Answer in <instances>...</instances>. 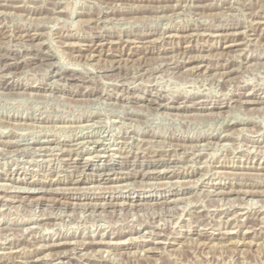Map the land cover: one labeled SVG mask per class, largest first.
<instances>
[{"label":"rangeland","instance_id":"374dc122","mask_svg":"<svg viewBox=\"0 0 264 264\" xmlns=\"http://www.w3.org/2000/svg\"><path fill=\"white\" fill-rule=\"evenodd\" d=\"M0 186V264H264V0H0Z\"/></svg>","mask_w":264,"mask_h":264},{"label":"bare ground","instance_id":"6f19581e","mask_svg":"<svg viewBox=\"0 0 264 264\" xmlns=\"http://www.w3.org/2000/svg\"><path fill=\"white\" fill-rule=\"evenodd\" d=\"M262 22V21H261ZM234 26H237V25H234ZM229 27V26H228ZM233 27V26H232ZM192 30V29H191ZM223 30V29H222ZM236 32V31H235ZM212 33V32H211ZM249 33V32H248ZM254 33V32H253ZM174 34V33H173ZM190 34V33H189ZM188 34V35H189ZM30 35V34H29ZM170 35V34H169ZM214 35V34H213ZM177 36V35H176ZM248 37V36H247ZM107 38V37H106ZM141 38V37H140ZM133 40V39H132ZM135 41V40H134ZM152 41V40H151ZM115 42V41H114ZM187 42V41H186ZM84 45V44H83ZM87 47V46H86ZM222 52H223V50H222ZM221 52V53H222ZM120 54V53H119ZM203 55V54H202ZM223 56V55H222ZM92 57V56H91ZM192 57V56H191ZM17 60V59H16ZM185 62V61H184ZM246 62V61H245ZM15 64V63H14ZM199 71V70H198ZM220 72V71H219ZM228 72V71H227ZM226 74V73H225ZM25 89V88H24ZM259 91V90H258ZM245 95H247V94H245ZM152 96V95H151ZM141 98V97H140ZM143 98V97H142ZM155 100V99H154ZM204 100V99H203ZM255 101V100H254ZM158 102V101H157ZM183 102V101H182ZM210 102V101H209ZM237 102V101H236ZM258 102V101H257ZM260 102V101H259ZM223 103V102H222ZM168 105V104H167ZM177 108V107H176ZM263 109V108H262ZM256 110V109H255ZM250 115V114H249ZM55 118V117H54ZM58 118V117H57ZM88 122V121H87ZM240 123H241V121H240ZM245 123V122H244ZM249 123V122H248ZM247 123V124H248ZM85 125H88V124H85ZM81 126V125H80ZM92 126V125H91ZM77 127V126H76ZM83 127V126H82ZM85 127V126H84ZM259 127V126H258ZM88 128V127H87ZM93 128V127H92ZM74 129V128H73ZM86 129V128H85ZM72 131V130H71ZM262 131V130H261ZM119 133V132H118ZM134 133V132H133ZM79 134V133H78ZM48 135V134H47ZM80 135V134H79ZM93 135V134H92ZM218 135V134H217ZM216 135V136H217ZM45 136V135H44ZM99 136H101V135H99ZM215 136V137H216ZM7 137V136H6ZM71 137V136H70ZM152 137V136H151ZM210 137V136H209ZM41 139V138H40ZM75 139V138H74ZM18 140V139H17ZM46 140V139H45ZM91 140V139H90ZM98 140V139H97ZM119 140V139H118ZM140 140V139H139ZM210 140V139H209ZM7 141V140H6ZM93 141V140H92ZM122 141V140H121ZM124 141V140H123ZM156 141H158V140H156ZM197 141V140H196ZM83 142V141H82ZM89 142V141H88ZM98 142V141H97ZM163 142V141H162ZM84 143V142H83ZM161 143V142H160ZM7 144V143H6ZM75 144V143H74ZM101 144V143H100ZM164 144V143H163ZM171 144V143H170ZM201 144V143H200ZM12 145V144H11ZM102 145V144H101ZM203 145V144H202ZM205 145H207V144H205ZM224 145V144H223ZM60 146V145H59ZM94 146H95V144H94ZM166 146V145H165ZM91 147V146H90ZM169 147V146H168ZM197 147V146H196ZM259 147V146H258ZM38 148V147H37ZM53 148H54V146H53ZM60 148V147H59ZM18 149V148H17ZM50 149V148H49ZM67 149V148H66ZM158 149V148H157ZM162 149H163V147H162ZM5 150V149H4ZM119 150V149H118ZM196 150V149H195ZM200 150V149H199ZM260 150V149H259ZM59 151V150H58ZM61 151V150H60ZM73 151V150H72ZM129 151V150H128ZM135 153H136V151H134ZM251 152V151H250ZM97 153H99V152H97ZM133 153V152H132ZM126 154V153H125ZM109 155V154H108ZM107 156V155H106ZM128 156V155H127ZM94 157H95V155H94ZM115 157V156H114ZM118 157V156H117ZM52 158V157H51ZM87 158V157H86ZM159 158H161V157H159ZM174 158V157H173ZM135 159V158H134ZM158 159V158H157ZM189 159V158H188ZM248 159V158H247ZM47 160V159H46ZM62 160V159H61ZM65 160V159H64ZM99 160V159H98ZM177 160V159H176ZM185 160V159H184ZM33 161V160H32ZM57 161V160H56ZM88 161V160H87ZM128 161V160H127ZM131 161V160H130ZM142 161V160H141ZM187 161V160H186ZM50 162V161H49ZM176 162V161H175ZM252 162V161H251ZM132 163V162H131ZM139 163V162H138ZM144 163V162H143ZM151 163V162H150ZM195 163V162H194ZM227 163V162H226ZM142 164V163H141ZM16 165V164H15ZM224 165V164H223ZM69 166V165H68ZM122 166V165H121ZM100 167V166H99ZM261 167V166H260ZM189 168V167H188ZM247 168V167H246ZM67 169V168H66ZM99 169V168H98ZM173 169V168H172ZM178 169V168H177ZM249 169V168H248ZM119 170V169H118ZM142 170V169H141ZM151 170V169H150ZM189 170V169H188ZM77 171V170H76ZM133 171V170H132ZM125 172V171H124ZM150 172V171H149ZM231 172V171H230ZM107 173V172H106ZM143 173V172H142ZM146 173V172H145ZM221 173V172H220ZM92 174V173H91ZM188 174V173H187ZM222 174V173H221ZM76 175V174H75ZM228 175V174H227ZM115 177V176H114ZM128 177V176H127ZM230 177V176H229ZM198 178H200V177H197V179ZM218 178V177H217ZM9 179V178H8ZM61 179V178H60ZM196 179V180H197ZM159 180V179H158ZM77 181V180H76ZM86 181V180H85ZM186 181V180H185ZM190 181V180H189ZM28 183V182H27ZM101 183V182H100ZM119 183V182H118ZM51 184V183H50ZM129 184V183H128ZM65 185V184H64ZM101 185H103V184H101ZM160 185H161V183H160ZM72 186V185H71ZM70 186V187H71ZM97 186V185H96ZM95 186V187H96ZM110 186V185H109ZM117 186V185H116ZM128 186V185H127ZM171 186V185H170ZM176 186V185H175ZM1 187V186H0ZM57 187V186H56ZM79 187V186H78ZM82 187V186H81ZM94 187V186H93ZM102 187V186H101ZM144 187V186H143ZM22 188V187H21ZM69 188V187H68ZM89 188H92V187H89ZM88 188V189H89ZM146 188V187H145ZM163 188V187H162ZM169 188V187H168ZM108 189V188H107ZM139 189V188H138ZM62 190V189H61ZM92 190V189H91ZM97 190V189H96ZM117 190V189H116ZM261 190V189H260ZM39 191V190H38ZM48 191V190H47ZM51 191H52V189H51ZM57 191H59V190H57ZM89 191V190H88ZM112 191V190H111ZM122 191V190H121ZM245 191H247V190H245ZM46 192V191H45ZM70 192V191H69ZM105 192V191H104ZM240 192V191H239ZM250 192V191H249ZM17 195V194H16ZM89 195V194H88ZM28 197V196H27ZM39 197V196H38ZM127 197V196H126ZM163 197V196H162ZM56 198V197H55ZM7 199V198H6ZM26 199V198H25ZM59 199V198H58ZM112 199V198H111ZM173 199V198H172ZM171 199V200H172ZM176 199H177V197H176ZM174 200V201H177V200ZM179 199V198H178ZM4 200V199H3ZM21 200V199H20ZM55 200V199H54ZM110 200V199H109ZM170 200V201H171ZM180 200V199H179ZM169 201V200H168ZM3 202V201H2ZM53 202V201H52ZM66 202V201H65ZM160 202V201H159ZM165 202V201H164ZM70 203V202H69ZM84 203V202H83ZM111 203V202H110ZM121 203V202H120ZM143 204V203H142ZM75 205V204H74ZM87 205V204H86ZM105 205V204H104ZM115 205V204H114ZM139 205V204H138ZM147 205V204H146ZM79 207H80V205H79ZM100 207V206H99ZM136 207V206H135ZM64 208V207H63ZM45 216V215H44ZM38 219V218H37ZM45 220V219H44ZM243 221V220H242ZM16 223V222H15ZM29 223V222H28ZM35 223V222H34ZM44 223V222H43ZM44 226V225H43ZM47 226V225H46ZM39 227V226H38ZM242 228H243V226H242ZM247 228V227H246ZM31 229V228H30ZM155 229V228H154ZM213 229V228H212ZM28 230V229H27ZM202 231V230H201ZM248 231V230H247ZM230 232H231V230H230ZM160 233V232H159ZM105 234V233H104ZM157 234V233H156ZM195 234H196V232H195ZM161 235V234H160ZM130 236V235H129ZM164 236V235H163ZM198 236V235H197ZM243 236V235H242ZM117 238V237H116ZM119 238V237H118ZM133 238V237H132ZM136 239V238H135ZM166 239V238H165ZM233 239V238H232ZM66 240V239H65ZM91 240V239H90ZM127 240L129 241V239L127 238ZM120 241V240H119ZM163 241V240H162ZM53 242V241H52ZM68 242V241H67ZM67 242H63V243H60V244H56L55 246H65V245H67L68 243ZM72 242V241H71ZM88 242V241H87ZM123 242V241H122ZM152 242V241H151ZM166 243V242H165ZM175 243V242H174ZM205 243V242H204ZM39 244V243H38ZM37 244V245H38ZM106 244V243H105ZM108 244V243H107ZM110 244V243H109ZM244 244V243H243ZM251 244V243H250ZM257 244V243H256ZM96 245V244H95ZM247 245V244H246ZM44 246V245H43ZM51 246V245H50ZM53 246V245H52ZM203 246V245H202ZM43 248V247H42ZM53 248V247H52ZM36 249V248H35ZM95 250V249H94ZM150 250V249H149ZM160 250V249H159ZM147 251V250H146ZM145 251V252H146ZM36 252V251H35ZM31 253V252H30ZM70 253V252H69ZM54 254V253H53ZM85 254V253H84ZM51 255V254H50ZM48 257V256H47ZM72 257V256H71ZM1 258V257H0ZM9 259V258H8ZM11 262V261H10ZM70 263V262H69Z\"/></svg>","mask_w":264,"mask_h":264}]
</instances>
